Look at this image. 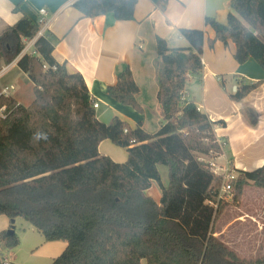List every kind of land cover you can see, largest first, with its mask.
Wrapping results in <instances>:
<instances>
[{
	"label": "trees",
	"instance_id": "1",
	"mask_svg": "<svg viewBox=\"0 0 264 264\" xmlns=\"http://www.w3.org/2000/svg\"><path fill=\"white\" fill-rule=\"evenodd\" d=\"M151 1L165 9L167 0ZM137 2L78 0L73 7L86 19L112 16L125 22L134 20ZM231 9L226 24L208 18L206 25L215 41L235 44L237 63L254 60L264 71V0H232ZM39 32V24L24 16L0 33V61L9 66L20 58L17 68L34 93L28 107L0 96V108L8 112L0 119V217L24 220L47 243H67L52 264H264V257L239 258L215 237L216 222L229 205H240L247 186L264 190V166L238 172L232 202L218 201L215 185L222 177L207 163L222 154L215 124L182 100L189 78L203 70L204 33L180 30L186 49L157 40L164 125L149 135L118 118L110 125L100 122L84 78L55 60L58 39ZM260 84L242 87L231 99L241 101ZM138 93L129 67L108 88L111 99L141 113ZM36 131L48 139L33 140ZM106 140L127 149L126 163L100 155ZM160 166L168 169L167 187ZM153 183L161 192L159 205L146 195ZM19 245L16 233H0V256Z\"/></svg>",
	"mask_w": 264,
	"mask_h": 264
},
{
	"label": "crops",
	"instance_id": "2",
	"mask_svg": "<svg viewBox=\"0 0 264 264\" xmlns=\"http://www.w3.org/2000/svg\"><path fill=\"white\" fill-rule=\"evenodd\" d=\"M76 1L0 0V33L6 27L17 24L24 16L38 22L40 10H46L45 32L58 39L53 56L60 65H65L68 73H79L84 78L91 98L99 102V108L95 110L97 119L110 125L118 118L131 130L141 127L147 134L155 135L164 125L158 101L160 60L157 40H165L170 49H186L189 44L180 35V30L202 31L203 70L189 78L185 101L194 104L215 124V138L225 144L222 154L214 161L217 166L237 176L240 171L250 172L264 166V71L254 60L242 65L237 63L234 58L235 44L229 41L225 46L215 41L214 30L206 25L208 18L226 24L232 12V0H167L165 9L157 7L151 0H138L134 20L125 22L115 21L112 16L83 18L73 7ZM210 42L214 44L211 46ZM19 59L9 66L0 61V67H3L0 80L17 71V75L19 73L29 82L17 68ZM125 67L130 68L139 89L136 100L141 113L109 97L108 88L117 84V72ZM257 82L261 84L241 101L231 99V95L242 87ZM8 96L15 99L11 92ZM99 153L117 164L128 160L127 149L109 140L99 145ZM255 191L264 194V190L247 186L239 207L229 205L220 217L222 220L230 210L233 211L227 225L220 230L214 226L215 237L244 260L262 257H249L238 242L232 243L224 233L230 226L240 224L245 227V224H250L255 237L247 249L256 255L264 252V247L256 248L258 241L264 243V204H256L243 212L247 194ZM146 195L160 204L161 192L157 184L153 183ZM17 221L12 223L0 217V233L9 232L12 228L16 233ZM35 231L32 226L24 229V233ZM41 238L34 250L30 248L32 256L52 264L66 250L67 243H47ZM17 255L13 250L2 253L0 264H15L16 261L20 264Z\"/></svg>",
	"mask_w": 264,
	"mask_h": 264
},
{
	"label": "rangeland",
	"instance_id": "3",
	"mask_svg": "<svg viewBox=\"0 0 264 264\" xmlns=\"http://www.w3.org/2000/svg\"><path fill=\"white\" fill-rule=\"evenodd\" d=\"M2 69H3V67L2 68L0 67V71ZM11 86L14 87V90L11 91V94L14 96V98L16 99L18 104L20 103L22 106L28 107L34 99L32 83H30V81L29 82L26 81L23 76H20L19 73L17 75V71H13L12 74L9 73L8 75H6L5 77H3L0 80V93L2 92L3 89H5L7 87H11ZM208 161H211V160H208ZM159 172L161 174V180H162L163 185L168 186L169 177H168L167 167L160 166ZM238 177H239V175H238ZM222 184H223V182L215 185V189L218 190L219 195H220V190H221ZM222 198L225 201L227 200L229 202H232L233 194L231 193V195H226V196L223 195ZM253 199H255V200H253ZM259 203L264 204V194L257 193L256 191L253 193L249 192L247 194V197L245 198L243 212L245 213L246 211H248L247 209L252 208L251 206H254V205L259 204ZM214 209L216 211V208H214ZM232 212L233 211L230 210L223 217L222 220L219 219L215 224V228L217 227L218 230L223 229L227 225V223L230 221V219L233 215ZM17 220H18L17 224H15V227H16L15 232L20 239V245H19V247H17L15 249L16 251L15 250H13V251L16 252V254H18L17 256H19L20 264H21V262L25 263V264H46V262H44L43 260L34 258L32 256V252L30 251V248H32L31 250H34L35 249L34 247H36V245H38V243L42 240L41 236L36 231H35L36 233H24V229L31 227L30 224H28L27 222H25L22 219H17ZM224 235H227V237L229 238V240L232 243L235 241L238 242L240 248L245 250L246 254H248L249 257L254 259L257 257H263L264 256V252H261V253L256 255L255 253H252V251H249V249H247V248H249L248 244H250L252 242L253 238L255 237V231L250 224H247V225L245 224V227H241L240 224L230 226L229 228H227L225 230ZM259 247H264V243L258 241L256 248L259 249ZM19 248H21L20 251H17V249H19ZM18 252H20V253H18ZM246 254H244V255H246ZM15 264H19V262L16 261ZM143 264H147V263L144 261Z\"/></svg>",
	"mask_w": 264,
	"mask_h": 264
},
{
	"label": "built area",
	"instance_id": "4",
	"mask_svg": "<svg viewBox=\"0 0 264 264\" xmlns=\"http://www.w3.org/2000/svg\"><path fill=\"white\" fill-rule=\"evenodd\" d=\"M40 14V18L38 20V24L40 26V32L38 36H41L45 33V28H46V22L45 19L47 17V11L46 10H40L39 12ZM35 40L27 43V47L25 48L24 53H30L31 48L34 44ZM35 54V53H32ZM14 90V87H7L5 89L2 90V92L0 93L1 95L4 96H8V93H10L11 91ZM182 100L185 101L184 96L182 97ZM94 110H97L99 108V102H93L92 104ZM8 116V112L6 113V107H2L0 108V119H6ZM124 134H128V130L124 131ZM217 144L220 146V148L222 149L224 147V142L220 141V140H216ZM215 159H213L212 161H207V163L209 164L210 170L214 173V175L216 176H220L222 177V186H221V190H220V195L218 196V201L223 200L222 196L223 195H231L232 193V184L233 182H235L238 179V176L232 172H229L228 170H225L224 168H220L219 166H217V164H215ZM222 195V196H221ZM214 208L217 209L218 204H212ZM6 264V263H3Z\"/></svg>",
	"mask_w": 264,
	"mask_h": 264
},
{
	"label": "clouds",
	"instance_id": "5",
	"mask_svg": "<svg viewBox=\"0 0 264 264\" xmlns=\"http://www.w3.org/2000/svg\"><path fill=\"white\" fill-rule=\"evenodd\" d=\"M32 139L35 141L47 140L48 135H47V133H45L43 131H36L35 133H33Z\"/></svg>",
	"mask_w": 264,
	"mask_h": 264
},
{
	"label": "water",
	"instance_id": "6",
	"mask_svg": "<svg viewBox=\"0 0 264 264\" xmlns=\"http://www.w3.org/2000/svg\"><path fill=\"white\" fill-rule=\"evenodd\" d=\"M235 91H236V89H235ZM11 222L14 223V220H12ZM9 233L13 234L14 233V229L12 228L11 230H9Z\"/></svg>",
	"mask_w": 264,
	"mask_h": 264
}]
</instances>
